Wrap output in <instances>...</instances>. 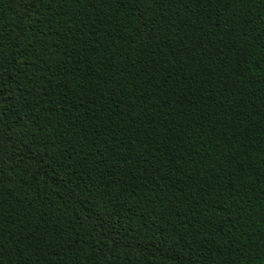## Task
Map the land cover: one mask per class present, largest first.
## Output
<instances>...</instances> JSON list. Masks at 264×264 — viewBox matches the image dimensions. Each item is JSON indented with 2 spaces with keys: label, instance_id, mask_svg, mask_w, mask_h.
<instances>
[{
  "label": "trees",
  "instance_id": "trees-1",
  "mask_svg": "<svg viewBox=\"0 0 264 264\" xmlns=\"http://www.w3.org/2000/svg\"><path fill=\"white\" fill-rule=\"evenodd\" d=\"M0 264H264V0H0Z\"/></svg>",
  "mask_w": 264,
  "mask_h": 264
}]
</instances>
